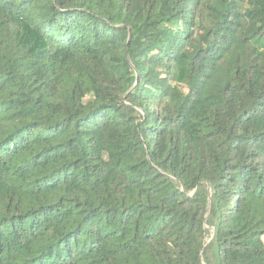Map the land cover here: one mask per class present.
<instances>
[{
  "label": "trees",
  "instance_id": "1",
  "mask_svg": "<svg viewBox=\"0 0 264 264\" xmlns=\"http://www.w3.org/2000/svg\"><path fill=\"white\" fill-rule=\"evenodd\" d=\"M0 264H264V0H0Z\"/></svg>",
  "mask_w": 264,
  "mask_h": 264
},
{
  "label": "water",
  "instance_id": "2",
  "mask_svg": "<svg viewBox=\"0 0 264 264\" xmlns=\"http://www.w3.org/2000/svg\"><path fill=\"white\" fill-rule=\"evenodd\" d=\"M210 211H211V203L209 202V205H208V213H210ZM209 241L210 240L207 241L206 245L209 243ZM206 245L204 246L203 250L205 249ZM202 252H201V258H202Z\"/></svg>",
  "mask_w": 264,
  "mask_h": 264
}]
</instances>
